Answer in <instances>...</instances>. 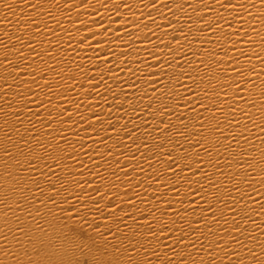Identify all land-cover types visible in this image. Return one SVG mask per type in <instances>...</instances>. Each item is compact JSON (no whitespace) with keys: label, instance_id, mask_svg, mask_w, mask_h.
<instances>
[{"label":"bare ground","instance_id":"obj_1","mask_svg":"<svg viewBox=\"0 0 264 264\" xmlns=\"http://www.w3.org/2000/svg\"><path fill=\"white\" fill-rule=\"evenodd\" d=\"M264 264V0H0V264Z\"/></svg>","mask_w":264,"mask_h":264},{"label":"rangeland","instance_id":"obj_2","mask_svg":"<svg viewBox=\"0 0 264 264\" xmlns=\"http://www.w3.org/2000/svg\"><path fill=\"white\" fill-rule=\"evenodd\" d=\"M82 264H87L86 262H83Z\"/></svg>","mask_w":264,"mask_h":264}]
</instances>
